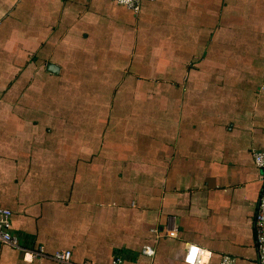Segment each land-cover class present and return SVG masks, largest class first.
<instances>
[{"label":"crops","instance_id":"obj_1","mask_svg":"<svg viewBox=\"0 0 264 264\" xmlns=\"http://www.w3.org/2000/svg\"><path fill=\"white\" fill-rule=\"evenodd\" d=\"M257 149L264 0H0V264H257Z\"/></svg>","mask_w":264,"mask_h":264},{"label":"built area","instance_id":"obj_2","mask_svg":"<svg viewBox=\"0 0 264 264\" xmlns=\"http://www.w3.org/2000/svg\"><path fill=\"white\" fill-rule=\"evenodd\" d=\"M116 2L137 11L139 9V3L141 0H115ZM252 158L255 165L264 170V149H257L252 152ZM9 214L10 210L4 207H0V243H6L11 246L20 248L17 243L16 235L12 234L9 229ZM168 234H173V230H168ZM253 234L254 244L256 250L257 264H264V179L262 181L261 190L256 203L255 212L253 215ZM142 251L149 254L152 253V248L144 246ZM31 256L34 257H49L57 262L66 264H87V263H74L70 260L69 249H56L50 253L43 250L41 246H37L31 249ZM184 261L188 264H202L200 261V249L198 246L189 244L184 253ZM218 264H233V260L228 255H223Z\"/></svg>","mask_w":264,"mask_h":264}]
</instances>
